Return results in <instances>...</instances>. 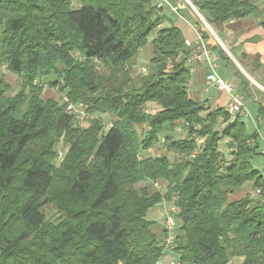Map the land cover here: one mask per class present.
Instances as JSON below:
<instances>
[{
    "label": "trees",
    "instance_id": "1",
    "mask_svg": "<svg viewBox=\"0 0 264 264\" xmlns=\"http://www.w3.org/2000/svg\"><path fill=\"white\" fill-rule=\"evenodd\" d=\"M78 1L0 0V66L23 79L10 95L0 73V264H157L167 229L148 214L164 201L178 207L170 251L180 264H264L256 127L190 94L192 50L178 25L158 27L165 16L155 0ZM192 1L210 23L257 9L251 0ZM154 30L158 68L134 77ZM46 78L64 102L43 98ZM71 104L93 115L88 126ZM103 114L115 117L107 131ZM180 123L186 136L175 138ZM160 140L177 161L140 156ZM249 182L261 199L230 198Z\"/></svg>",
    "mask_w": 264,
    "mask_h": 264
},
{
    "label": "crops",
    "instance_id": "2",
    "mask_svg": "<svg viewBox=\"0 0 264 264\" xmlns=\"http://www.w3.org/2000/svg\"><path fill=\"white\" fill-rule=\"evenodd\" d=\"M171 1L176 3L179 0ZM251 2L257 9L248 16L216 23L207 21L217 37L200 23L196 11L186 3L180 8V12L183 9V26L177 25L184 31L186 39L192 41L205 32L206 37L203 36V39L218 55V73L231 81L236 91L245 96L247 108L250 105L253 109L254 116L250 113L251 118L256 117L264 129V122L259 117V108L264 106V0ZM191 50L193 52V48ZM188 65L191 70L190 94L210 107L225 106L229 95L207 83L206 64L190 59ZM158 211L152 212V215H158Z\"/></svg>",
    "mask_w": 264,
    "mask_h": 264
},
{
    "label": "rangeland",
    "instance_id": "3",
    "mask_svg": "<svg viewBox=\"0 0 264 264\" xmlns=\"http://www.w3.org/2000/svg\"><path fill=\"white\" fill-rule=\"evenodd\" d=\"M79 4L80 3L78 0H74L75 7H78ZM162 14L165 16V20L158 27L169 26L171 23H175L176 25L181 24L183 26V18L178 17L177 15L173 14L169 9H166V8L162 9ZM181 14L183 15V9L181 10ZM196 14L199 20L201 21L200 23H202V25L208 28V26L203 21L202 17L197 12ZM202 16H205V15L203 14ZM156 32L157 30H154L151 33V35L149 36V42L140 49L139 56L136 58V60L134 59L132 62L133 63L132 64V74L134 75V77H139L140 75L146 74L148 72H153L158 68V66H155L154 63L151 61L152 56H153L152 39L155 37ZM213 35L217 37L216 34H213ZM0 73L3 74L6 80L9 81L12 85V89L9 92V94L10 95L16 94L21 88V84L23 80L22 77L18 75L17 73L11 71L6 65L0 66ZM49 78L55 79V76L51 75ZM49 78H46V80H44V83L46 85H45V90L43 93V98L44 99L52 98V99L60 101L61 103L64 102V100L66 99L65 93L61 91L60 87L51 86L49 83ZM75 107L77 108V111H74L73 109H70V108L68 109L72 112H75L76 123L82 126H88L90 123V118L93 115H89L85 109V106L82 104H80L79 106H75ZM248 107H249L248 110H250L249 112L252 114L253 113L252 107L250 105ZM147 109L149 111H155L156 105L149 104V106H147ZM98 116H100V118H102V120L104 121L105 131H107L109 127L113 124L115 117L111 114H103V115H98ZM252 116L254 115L252 114ZM245 122L248 127L255 128L259 121L258 119H256V117H253V118H245ZM218 127L222 128L223 124H221ZM259 127L263 129L262 126H259ZM138 130L141 131L142 133L145 129H142V127L139 126ZM185 136H186V131L183 129V124L180 123L179 127L176 129L175 138H183ZM66 148L67 147L61 142V144L58 147V157L56 159L57 164H59L62 161L64 154L66 152ZM221 148L225 151V153L227 154V157H229L230 149L227 147V140H223L221 142ZM150 150L143 151L140 154V156L146 157V156H158V155L168 154L171 160L173 161L178 160V155H176L174 152H169L163 140H160V142H158V144L155 147H153L151 151ZM259 150L261 151V155L257 156V160H255L256 161L255 166L260 171H262L264 167V141L263 140H261V146ZM59 151H63V156H60ZM153 189H156V188L154 187ZM162 190L164 191L166 189L162 187ZM246 193H250L252 195L253 200L255 201L263 197L260 192H257V189L253 186L252 182H249L245 186L237 190L234 194H232L230 198L231 199L240 198L244 196ZM157 209L159 210L158 215H152V212L154 213ZM46 212L48 213L49 217H55L57 215L56 209L53 208L51 205L46 208ZM164 213H165L164 206L158 205L150 209L148 217L150 219L157 220L158 223L165 226V214ZM166 250L167 251L165 252V255H163L162 257L163 262H166V261L169 262L175 256L172 251H170L169 249H166Z\"/></svg>",
    "mask_w": 264,
    "mask_h": 264
},
{
    "label": "built area",
    "instance_id": "4",
    "mask_svg": "<svg viewBox=\"0 0 264 264\" xmlns=\"http://www.w3.org/2000/svg\"><path fill=\"white\" fill-rule=\"evenodd\" d=\"M155 2L158 7L168 8L173 14L181 18H183V15L180 12V8H183V6H185V3L189 4L202 17L203 21L211 30V32L215 34L211 25L201 15L199 9L191 0H184V2L183 0H179L176 3L172 2L171 0H155ZM197 37L198 38L196 41H192L191 39L185 40L187 46L193 48L190 59L205 63L207 66V83L216 87L220 91H225L228 93L229 98L225 107L231 114V120H234L238 114L244 116L245 118H251L250 112L246 106L245 96L242 93L236 91V87L231 81L218 73V55L211 49V47L203 39V36L201 34H199ZM68 108L77 111V108L72 104L69 105ZM256 129L258 130L261 139L264 141V129H261L258 125L256 126ZM59 154L60 156H63V151H59ZM262 174L264 175V167L262 170ZM153 186L159 190H162L163 187L160 180L153 181ZM257 192H260V189H257ZM163 206L165 212V227L167 229V235L163 244L165 249L172 250L175 248L177 243L176 229L178 222V207L173 201H164ZM243 259V257H232L227 262V264H240ZM157 264H180V262L174 258L169 262H163L160 259Z\"/></svg>",
    "mask_w": 264,
    "mask_h": 264
}]
</instances>
